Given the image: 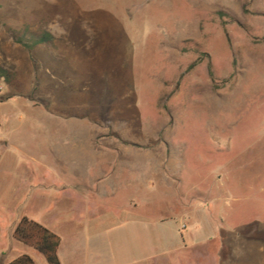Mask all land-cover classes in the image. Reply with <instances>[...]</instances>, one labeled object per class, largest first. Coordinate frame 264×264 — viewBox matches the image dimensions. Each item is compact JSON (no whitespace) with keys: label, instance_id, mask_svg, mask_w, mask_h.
Masks as SVG:
<instances>
[{"label":"rangeland","instance_id":"1","mask_svg":"<svg viewBox=\"0 0 264 264\" xmlns=\"http://www.w3.org/2000/svg\"><path fill=\"white\" fill-rule=\"evenodd\" d=\"M23 217L62 264H264V0H0V264Z\"/></svg>","mask_w":264,"mask_h":264},{"label":"trees","instance_id":"2","mask_svg":"<svg viewBox=\"0 0 264 264\" xmlns=\"http://www.w3.org/2000/svg\"><path fill=\"white\" fill-rule=\"evenodd\" d=\"M21 43L20 41H16ZM53 44L54 37L45 32L41 36L34 38L33 46L42 44ZM13 239L36 251L45 259L47 264H62L59 257L61 237L42 224L23 217L13 231ZM9 264H36L29 255H22Z\"/></svg>","mask_w":264,"mask_h":264},{"label":"crops","instance_id":"3","mask_svg":"<svg viewBox=\"0 0 264 264\" xmlns=\"http://www.w3.org/2000/svg\"><path fill=\"white\" fill-rule=\"evenodd\" d=\"M61 245H62V239H61ZM61 245H60V249H61ZM25 248H26V249H24V250H25L24 253H25V254H28L29 256H30L31 252L34 251V250L31 249V248H28V247H25ZM60 249H59V253H61V250H60ZM35 252H36V251H35ZM71 255H73L74 258H76L74 254H71ZM59 257H60V256H59Z\"/></svg>","mask_w":264,"mask_h":264}]
</instances>
